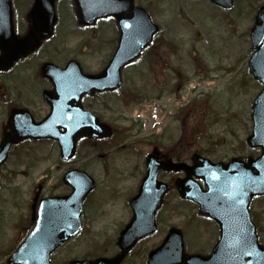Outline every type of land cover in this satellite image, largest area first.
<instances>
[{
  "label": "rangeland",
  "instance_id": "rangeland-1",
  "mask_svg": "<svg viewBox=\"0 0 264 264\" xmlns=\"http://www.w3.org/2000/svg\"><path fill=\"white\" fill-rule=\"evenodd\" d=\"M133 1L159 26L153 48L123 72L116 93L85 101V108L113 128L114 137L81 142L69 163L59 159L49 141L25 142L10 150L0 173V264L32 228L35 194L69 193L60 181L69 169L86 172L95 189L83 205L81 232L53 254L51 264L117 253L118 234L130 219L128 201L144 176V157L154 147L167 159L187 163L195 154L214 163L258 156L259 150L245 145L252 128L251 104L261 89L247 64L253 14L215 10L209 0ZM59 10L54 46L43 50V56L59 50L85 73L101 72L116 47L114 21L102 20L84 30L69 16L70 0ZM63 57L57 54L54 63L63 65ZM22 67L10 83H3L4 92H14L19 79L31 80L35 64ZM4 111L0 104V131ZM36 114L40 119L47 109L39 104ZM177 176L183 175L159 176L171 189L156 216L157 232L141 241L123 264H144L171 227L182 231L186 253H209L216 240L213 228L206 221L197 228L196 207L181 201L172 187ZM251 214L264 247V197L252 203Z\"/></svg>",
  "mask_w": 264,
  "mask_h": 264
},
{
  "label": "water",
  "instance_id": "water-1",
  "mask_svg": "<svg viewBox=\"0 0 264 264\" xmlns=\"http://www.w3.org/2000/svg\"><path fill=\"white\" fill-rule=\"evenodd\" d=\"M214 2L224 8L231 5V0ZM38 3L42 0H36ZM73 4L80 25H92L100 18L115 19L120 33L116 51L102 73L94 76L83 75L78 67L61 70L53 65H44L43 76L52 82L56 96L64 93L68 97V105L64 109L59 100L45 97L50 114L39 124L29 117L21 123L18 120L12 123L13 117L25 116L14 114L8 122L10 131L0 142V166L6 161L11 145L27 139L56 141L60 158L67 161L74 155L77 139L110 138L111 128L83 112L80 98L86 94L118 89L121 70L140 56L159 30L143 9L133 5L132 0H73ZM50 36L51 29L46 30L33 23L28 35L16 40L10 0H0V71L9 70L19 58L35 51L40 42ZM263 38L264 6L257 14L251 31L255 52L248 62L249 73L263 84V88L251 105L252 131L246 143L251 149H260V156L244 161L232 159L223 164L193 155L192 165L188 166L171 160L159 161V153L153 150L145 157V176L137 194L129 201L132 216L117 240L119 254L110 259L71 261L69 264H121L139 240L152 235L156 230V213L168 191V186L157 180L162 172L184 173V178L174 183L179 197L194 202L199 206L200 215L216 221L220 226V235L211 254L202 257L184 254L181 232L171 229L161 245L149 253L146 264H264V248L257 244L248 210L253 197L264 196ZM198 180L202 181L204 190L196 182ZM62 182L70 187L71 193L40 201L34 228L6 264H50L51 254L79 232L82 205L93 190L94 181L85 172L74 169L63 175Z\"/></svg>",
  "mask_w": 264,
  "mask_h": 264
},
{
  "label": "flooded vegetation",
  "instance_id": "flooded-vegetation-1",
  "mask_svg": "<svg viewBox=\"0 0 264 264\" xmlns=\"http://www.w3.org/2000/svg\"><path fill=\"white\" fill-rule=\"evenodd\" d=\"M63 1L64 0L55 1V8H53L52 0H42V3H38V4H36V0H11L12 10H13V16H12L13 31L16 40H19L28 34L30 30L29 27L31 21L32 22L35 21L36 23L40 24V28L43 27V29L46 30L51 29L52 36L51 38H45L41 42L40 47L37 51L33 53H29L26 57L19 59V61L9 71L0 72V104L5 109V111L1 115L4 121H3V125H1L0 138L3 132L5 131L7 121L12 111L16 109L28 110L35 121L42 120L45 117V116L41 117L40 119L37 118L36 110L38 109L39 104L42 107L46 108L48 113L49 107L44 102L43 94L45 92L52 93L53 87L51 82L42 76L41 74L42 66L46 63H51L57 66L54 63L56 62L55 57L57 54L64 55L63 58L65 61L63 65H59L57 67L64 68L69 61L73 60L67 55L65 56V54L59 52V50H55V49H51V51L47 56L45 55L43 56L42 54L43 50L48 51L52 46H54L56 33L60 27L59 9ZM209 2L212 5L213 9L223 11L218 5L213 3L214 2L213 0H209ZM263 5H264V0H232V7L227 11H230L233 8H235L239 13L241 12L244 14H253V18H252V22H253L255 15L261 10V6ZM69 16L71 18H74L73 12ZM53 20H55V23H53ZM250 29L248 33V40L250 39ZM249 44H250V40H249ZM26 63L27 66L30 63L35 64V70L31 73V80L27 81L24 78L21 80L19 79L18 86L14 88V92H4L3 83L6 82L10 83V78L14 77V75H16L21 69H23L22 66H24ZM16 90L20 91V94H18ZM99 96L102 95H95L94 97H83L81 99L82 107L84 109H88L85 108V101L86 100L94 101ZM130 215H131V211H130ZM197 217L200 219L198 220L199 223L198 222L195 223L196 226L198 225L197 228L203 224V221H206V223L212 226L213 231L211 233L214 234L216 239L214 244H212L213 247L219 238V232H220L219 227L217 226L216 223H214L210 219L199 216ZM212 247L210 248V250L212 249Z\"/></svg>",
  "mask_w": 264,
  "mask_h": 264
},
{
  "label": "trees",
  "instance_id": "trees-1",
  "mask_svg": "<svg viewBox=\"0 0 264 264\" xmlns=\"http://www.w3.org/2000/svg\"><path fill=\"white\" fill-rule=\"evenodd\" d=\"M152 49V48H151ZM150 50V49H149ZM178 146V145H177ZM177 160V159H176ZM13 250H11V252H12Z\"/></svg>",
  "mask_w": 264,
  "mask_h": 264
}]
</instances>
